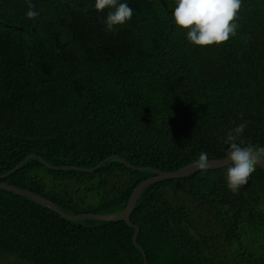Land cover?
I'll use <instances>...</instances> for the list:
<instances>
[{
	"label": "trees",
	"instance_id": "obj_1",
	"mask_svg": "<svg viewBox=\"0 0 264 264\" xmlns=\"http://www.w3.org/2000/svg\"><path fill=\"white\" fill-rule=\"evenodd\" d=\"M133 9L106 29L95 0H0V175L68 215L123 211L155 174L226 157V134L264 147V0H242L237 33L200 47L168 11ZM29 3L39 16L28 19ZM227 166L146 187L130 219L147 264H264V170L233 193ZM124 221H68L0 188V256L15 264H144ZM14 264V263H11Z\"/></svg>",
	"mask_w": 264,
	"mask_h": 264
},
{
	"label": "clouds",
	"instance_id": "obj_2",
	"mask_svg": "<svg viewBox=\"0 0 264 264\" xmlns=\"http://www.w3.org/2000/svg\"><path fill=\"white\" fill-rule=\"evenodd\" d=\"M94 7L98 12L106 8V19L103 23L111 31L117 25H123L133 16V9L120 0H95ZM242 0H175L172 17L175 25L187 32V40L200 47L221 45L236 35L239 24V12ZM35 5L29 3L26 16L34 19L39 16ZM247 122L229 130L224 143L227 145L226 182L233 193L248 183L256 167L264 163V147L245 143L240 139ZM208 154L201 152L195 167L207 170Z\"/></svg>",
	"mask_w": 264,
	"mask_h": 264
},
{
	"label": "water",
	"instance_id": "obj_3",
	"mask_svg": "<svg viewBox=\"0 0 264 264\" xmlns=\"http://www.w3.org/2000/svg\"><path fill=\"white\" fill-rule=\"evenodd\" d=\"M159 1L161 2V4L164 7L167 8V5H166L164 0H159ZM168 11L170 13H172L173 9H169ZM32 157H35V156L34 155L26 156L17 165H15L11 170L0 175V188L7 190V191H10V192H13V193L18 194V195L25 196V197L35 201L36 203L52 210L53 212L57 213L58 215H60L61 217H63L64 219H66L68 221H78V220H86V219L98 220V221H107V222L124 221L129 227H131L132 229L135 230L134 234L132 236V243L142 253L144 264H147L145 253H144L143 249L141 248V246L137 243V236L139 234V227L134 225L130 219L131 213L135 207V204H136L139 196L141 195L143 190L151 184H154V183L159 182V181L167 180V179L183 178V177L189 176L195 172L200 171L199 168L194 166L196 162L189 163L186 166H184L178 170H175V171L164 172V171H161L158 169H153V168L136 167V166L128 163L125 159H123L119 156H113V157L106 158L103 161H101L99 164H97L95 167H92V168H80V167H75V166H59L58 167V166H53V165L48 164L41 157H37L47 167L54 169V170L74 169L77 171L89 173V172H93L96 169H98L102 164H104L108 160H110L112 158H116V159H119L120 161H122L128 168L136 169V170L137 169L138 170L147 169L149 171H152L155 174L153 177H150V178L145 179L142 182H140L133 189L125 209L119 213H111V214H103V215L93 214V213H84V214H79V215H68V214H65L64 212H62L48 198H46V197H44L38 193H35L33 191L23 189V188H19L17 186L10 185V184L2 181V179L7 178L8 176L15 173L28 159H30ZM225 166H227L226 165V157L221 158V159H210L207 162V169H218V168H222ZM258 167L264 170V163L259 164Z\"/></svg>",
	"mask_w": 264,
	"mask_h": 264
},
{
	"label": "rangeland",
	"instance_id": "obj_4",
	"mask_svg": "<svg viewBox=\"0 0 264 264\" xmlns=\"http://www.w3.org/2000/svg\"><path fill=\"white\" fill-rule=\"evenodd\" d=\"M11 263H14L15 264L14 259H12V258H5V257H1L0 256V264H11Z\"/></svg>",
	"mask_w": 264,
	"mask_h": 264
}]
</instances>
